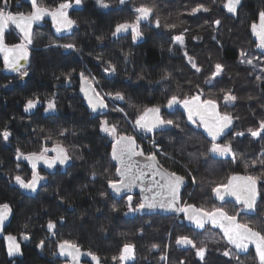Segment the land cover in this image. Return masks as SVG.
<instances>
[{"label":"trees","instance_id":"obj_1","mask_svg":"<svg viewBox=\"0 0 264 264\" xmlns=\"http://www.w3.org/2000/svg\"><path fill=\"white\" fill-rule=\"evenodd\" d=\"M59 2L61 0H44V3L51 7ZM142 2L151 3L152 0H130L126 7L120 6L118 0H115L113 6L107 10L98 8L94 0H84L82 6L69 10L70 17L77 21V24L65 37L56 36L51 22L43 20L41 26L33 28L34 44L30 46L29 60L22 69L27 71L28 75L23 78L17 72L7 73L0 59V129L7 124L12 132L10 142L6 143L0 138V202H8L13 209L4 234L19 236L21 231L30 233V240L20 241L23 254L13 261L8 260L3 240L0 238V264H62L51 254L55 251V244L59 239H71L78 242L82 250L95 251L103 264H113L112 257L118 255L122 245L128 242L136 245L135 258L128 264H165L159 258L165 246L168 257L166 264H178L181 260L184 264H199L193 250L178 248L175 245L176 235H191L197 240L216 235L219 240L221 239L219 231L211 227H206L207 230L202 231L189 229L182 218L139 214L125 216L127 208L123 199L100 198L98 194L106 188L105 177L109 175L105 169H109L110 157L106 153L110 152V142L98 131V123L103 116L91 115L83 106L78 95V73L87 70L100 79L103 68L107 65L99 62L97 57L113 63L117 67V74L106 79L111 81L114 90L126 92L132 98V104L142 108L164 101L166 89L168 95L173 93L185 95L190 90L195 92L196 85L203 86L204 79L210 74L214 64L220 62L225 65L226 72L214 87L206 86L208 91L205 95L216 98L222 96L220 89L231 88L239 99L229 110L240 117L237 121V130H245L264 118L262 107L264 88L257 87L255 80L256 75H264L259 71L264 67V63L254 61L257 68L251 76L248 75V72L252 71L251 68L238 64L241 50L264 61V56L259 53L254 36L249 31V25L256 19L257 12L264 9V0H242L243 7L239 10L238 17H232L225 12L224 0H216L214 5L211 0H203L204 3L211 5L212 11L209 14H198V17L182 13L190 10L201 0H155L156 14L161 18L162 24L164 18H167L169 22L177 24L176 33L183 28L189 29L186 34V50L197 60L202 68V74H195V70L187 65L181 53L174 56L168 52L171 46L169 31L163 28L157 30L145 24L144 38L136 44L132 43L130 34H126L127 38L113 42L110 30L116 23L130 19L133 5ZM9 10L27 14L31 10V5L22 3L21 0L19 3L17 0H10ZM217 18L221 19L223 24L222 34L219 36L224 42L223 49L212 39V29L204 24L205 19ZM180 21L185 23L181 24ZM101 35L106 37L103 44L97 41V37ZM5 42L9 45L19 42V36L13 29L9 28L6 31ZM69 42L75 43L78 51L66 52L62 48L50 46ZM129 51L130 62L125 64L123 53ZM73 70L75 72L72 83H64L61 74ZM164 71L172 73L174 77L170 88L166 83H157ZM141 76L144 79H139ZM57 77L60 79L57 80ZM189 80L192 82L191 85L188 83ZM53 93L56 94L59 106L56 113L45 114L42 106L32 113H24L23 104L27 98L37 95L41 99L51 98ZM249 96L253 99L249 100ZM115 103L134 118L135 108H130L127 102ZM164 111L167 113L166 109ZM107 115L117 121L122 113L109 109ZM170 118L186 121V116L179 109L174 110ZM120 126L125 127L123 123ZM41 129L44 130L43 133ZM61 129L75 132V135L66 133V140L60 138L69 148L72 160L65 168L51 171L54 173L52 175L40 169L41 174L47 177L46 182H43L37 193L26 195L11 181L13 174L29 178L31 175V170L22 161L19 162L20 168L17 169L15 149L19 146L24 152L37 151L41 143L50 147L52 142L43 141V135L49 131L58 134ZM197 131L202 132L193 129V133ZM204 138L201 135H192L191 138L186 137L185 141L189 150L195 151L203 143ZM158 139L169 152L172 151L166 136ZM232 142L239 153L237 162L232 163L231 157L222 159L219 164L210 162L208 167L214 170L212 173L214 179L223 180L232 173L245 175L264 171V165L259 162L261 153L264 152V140H252L245 136ZM101 157H104L102 161ZM183 163L184 161H181V164ZM252 163H255L256 167H249L246 172L245 164ZM165 166L183 171L182 168L172 165L171 161L165 162ZM93 170L97 172L95 181L91 178ZM109 170L114 178L115 168ZM208 175V168L200 167L198 179ZM201 187L196 186L195 195L190 202L197 206L210 207L212 203L209 199L210 188L205 192L201 191ZM192 191L193 186L189 181L183 190V198L188 200ZM61 196L65 198L63 203L60 201ZM133 197L134 202L140 199L138 196ZM260 204L264 206V200H261ZM113 205L118 209L117 212H112ZM97 208L101 211L98 212ZM60 217H64V222L58 224L57 236L49 237L46 229L41 226L50 218L58 220ZM238 219L249 222L250 226L264 229V210ZM26 224L27 229L24 228ZM101 226L105 227V232L99 231ZM41 240L46 241L43 251L36 247ZM153 244L160 245V249H152ZM223 246L224 242L221 241L220 245L212 247ZM227 259L216 251L207 254V264H225ZM247 263L258 264L252 249L229 261V264Z\"/></svg>","mask_w":264,"mask_h":264},{"label":"snow or ice","instance_id":"obj_2","mask_svg":"<svg viewBox=\"0 0 264 264\" xmlns=\"http://www.w3.org/2000/svg\"><path fill=\"white\" fill-rule=\"evenodd\" d=\"M115 0H94V4L100 9H110ZM130 0H118L120 6H127ZM19 3V0H17ZM31 10L26 14L24 12H12L10 8V0H0V55L3 57L4 67L11 72H17L21 78L28 75L27 71H22L25 64L29 60V49L34 44L35 34L33 25L39 24L45 17H49L52 21V27L56 33H70L76 26L77 21L72 19L69 10L74 7L83 5L84 0H61L54 7L48 6L44 0H30ZM214 5L216 0H211ZM243 7L242 0H224L223 8L226 13L232 17H238L239 10ZM212 7L201 0L186 10L188 16L198 17V14H209ZM157 5L155 0L151 3L134 4L131 9V18L118 22L110 30L113 42L121 38H127L126 34L131 35V41L136 44L144 38L145 24L149 28L157 30L163 28L169 31L170 47L168 52L175 55L177 51L181 52L183 59L191 69L195 70V74H202V68L198 65L197 60L189 55L186 50V34L188 28H183L178 33L175 32L177 24L169 22L156 14ZM181 24L185 23L180 21ZM204 24L212 29V39L223 49L224 42L219 39L222 34V20L217 18L213 20L205 19ZM14 26L19 34V42L15 44H7L5 42L6 31ZM251 35L256 38V47L264 52V9L256 14V19L249 25ZM106 37L98 36V43L103 44ZM199 40V37H194ZM56 46L64 49L66 52L78 51L75 43H60ZM175 46V47H173ZM124 62H130L131 52L123 53ZM98 61L106 64L103 68V75L100 79L91 75L87 70H81L79 75L80 88L87 107L91 113H100L103 118L99 120L98 131L103 137L110 142V152L106 153L110 157L109 169L115 168V177L111 176L110 170L105 169L109 173L106 179V188L99 192L100 198H120L125 202L127 211L125 216L136 214H150L154 212L172 213L177 219L182 218L187 221L195 230H207L206 226L218 228L223 234L220 240L214 237L205 236L202 239H195L191 235L179 234L175 237V245L182 249H191L195 253V258L199 264H207V254L210 251H216L219 255L228 258L225 264L236 259L240 253H246L249 246L255 248V259L258 264H264V229L250 226L249 222H242L238 217L259 213L264 210V206L260 204L264 200V171L259 174L240 175L232 173L223 180L213 178V169L208 167L210 162L219 164L222 159L231 157V162L236 163L239 155L235 149L233 140L241 137H250L252 140H264V118L258 120L255 125L247 127L245 130H237V121L240 117L234 115L229 109L235 105L239 97L234 91L229 89H220L222 96L212 98L206 96L208 91L206 86H215V83L222 79L226 72V67L220 62H216L210 74L204 79V84L196 85L195 92L189 91L188 94L179 95L173 93L168 95L165 91L166 99L158 104L151 106H136L132 104V98L122 90H114L110 80L107 77H114L117 74V67L113 63L104 61L102 57H97ZM24 62L22 64L21 62ZM264 63L255 55H250L245 50H241L238 64L251 68L248 72L251 76L256 70L257 64ZM264 73V67L259 69ZM74 72L70 71L62 73L64 83L71 84ZM60 77H57L59 80ZM139 79H144L143 76ZM174 77L172 73L164 71L157 83H166L171 87ZM255 80L257 87L264 88V75H256ZM191 85V80L188 81ZM7 87V85H5ZM253 99L252 96L248 97ZM109 102H112L111 104ZM115 102H127L130 108H135L136 114L133 116L123 107H118ZM43 107L45 114L56 113L59 110L56 94H51V98L41 99L38 95L29 97L23 104L24 113H32ZM264 107V105H262ZM122 113L119 120L114 121L108 115V110ZM168 110L167 113L164 110ZM183 109L186 115V121L183 119L176 120L170 118L174 110ZM123 123L125 127L121 128ZM191 126V127H190ZM193 129L202 130L193 133ZM43 133L44 130L41 129ZM68 135H75L70 129H61L58 134L50 131L43 135V141H51V146L41 143L39 150L24 152L19 146L15 149L14 158L17 161V169L20 168V161H26L31 169V175L24 177L20 174L11 175V181L18 186L19 189L28 193H37L38 189L46 182V175L41 174L38 165H43L47 170L57 168V165L63 167L68 165L72 160L69 148L65 146L63 137L67 139ZM192 135L204 136L203 143L195 151L189 150V146L185 138H191ZM12 132L7 124L0 129V138L4 142H10ZM166 136L171 144L172 151L169 152L161 143L158 137ZM231 138V139H229ZM151 141V150H145L142 147L143 140ZM175 143H172V141ZM228 142L225 143L224 141ZM179 146V147H177ZM75 147V146H73ZM51 153V155H50ZM81 159L83 155L81 154ZM104 157H101V161ZM171 161L172 165L182 168L179 171L176 167L168 168L165 162ZM181 161H184L181 164ZM100 161H98L99 163ZM111 162H115L112 164ZM259 162L264 165V152L261 153ZM195 165L193 168L192 166ZM207 167L209 175L202 179H198L197 174L200 167ZM249 167H256L255 163L251 165L245 164V171ZM95 169V165H93ZM54 174L49 171V175ZM97 172L93 170L91 178L95 181ZM189 181L193 186V191L189 193V199L183 198V189L188 185ZM201 185V191H207L210 188L212 201L209 206H197L190 202L195 195L196 186ZM138 188L141 196L137 202H134L132 195L133 189ZM59 195V193H57ZM64 197H60L61 203ZM234 201V203H232ZM218 202V203H217ZM231 205V207H229ZM100 212L101 209L97 208ZM115 205L112 212H117ZM13 213V209L8 202H0V227ZM64 222V217L58 220L49 219L46 224L41 227L46 229L49 237L57 236L58 224ZM28 225H24L27 229ZM105 232L104 226L99 229ZM199 235V233H196ZM30 240V233L21 231L19 236L7 235L5 237L6 250L9 257L22 255L20 241ZM224 242V246L215 247ZM37 249L43 251L46 247V241L41 240L37 245ZM152 249H160V245L153 244ZM167 246L160 255L162 262H167ZM53 256L66 258L65 264H81V257H87L91 264H103L100 256L93 250H82V246L71 239H59L55 244V251L51 253ZM136 255V245L128 242L124 243L119 249V254L112 257L113 264H128L134 260ZM87 264V262H86ZM178 264H184V261H178Z\"/></svg>","mask_w":264,"mask_h":264},{"label":"water","instance_id":"obj_3","mask_svg":"<svg viewBox=\"0 0 264 264\" xmlns=\"http://www.w3.org/2000/svg\"><path fill=\"white\" fill-rule=\"evenodd\" d=\"M22 1V3H25V4H29V5H31V3H30V0H21ZM228 14V13H227ZM228 15H230V14H228ZM44 20H48V21H50L51 22V24H52V21H51V19L49 18V17H45V19ZM42 22H43V20L39 23V24H34L33 25V28H35V27H39V26H41V24H42ZM11 28H13L14 30H15V28H14V26H11ZM52 29H53V32L55 33V35L56 36H58V37H65V36H67V35H69L70 33H60V34H58V33H56V31H55V29L52 27ZM16 31V30H15ZM17 32V31H16ZM18 33V32H17ZM19 35V34H18ZM254 39H255V42H256V38L254 37ZM258 51H259V53L261 54V55H263L264 56V52H262L260 49H258ZM0 59L3 61V57H2V55H0ZM22 64H24V62L22 61L21 62ZM27 64V63H26ZM25 64V65H26ZM5 71L7 72V73H11V71H8L6 68H5ZM78 79H79V77H78ZM79 88H80V82H79V87H78V95H79V97H80V99L82 100V102H83V106L86 108V110L88 111V113L89 114H91V115H95V116H99V117H101L102 115L100 114V113H96V114H93V113H91L90 112V110L88 109V107H87V102L85 101V99H84V96H83V94L79 91ZM180 111H182L183 112V109H179ZM168 111V110H167ZM184 114V113H183ZM185 115V114H184ZM186 116V115H185ZM50 155H51V153H50ZM22 162H24L26 165H27V162L26 161H22ZM70 163V162H69ZM113 164L115 163V162H112ZM69 165V164H68ZM68 165H65V166H63V167H61V166H59V165H57V168H65L66 166H68ZM28 166V165H27ZM29 167V166H28ZM29 169H30V167H29ZM38 169L40 170V169H42V170H45L46 172H49V171H53V170H47V169H45L44 168V166L41 164V165H38ZM31 170V169H30ZM17 186V185H16ZM18 187V186H17ZM21 190V189H20ZM184 190V189H183ZM23 193H25L26 195H33V194H35V193H28V192H24L23 190H21ZM132 195L133 196H138L139 198H140V196H141V193H140V191H139V189L138 188H136V189H133V191H132ZM114 199H120V198H116V197H113ZM218 203V202H217ZM232 203H234V201L232 202ZM139 215H141V216H152V215H157V216H163V217H170V216H173L174 217V214H172V213H165V212H154V213H150V214H139ZM252 215V214H251ZM10 219H11V215L9 216V218L5 221V223H4V225L2 226V227H0V238H2V240H3V243H4V248H5V251H6V255H7V250H6V241H5V237L7 236V235H5L4 234V232H5V230H6V227L8 226V224H9V222H10ZM184 223H185V225L189 228V229H192V230H195L191 225H189V223L187 222V221H184ZM206 227H211L210 225H208V226H206ZM215 230H217V231H219V233L221 234V236L223 235L221 232H220V230L218 229V228H215ZM195 231H202V230H195ZM249 249H252L253 251H254V253H255V248H254V246H252V245H250L249 246ZM243 254H245V253H240V255H243ZM18 257H20V255H17V256H15V257H9L8 255H7V258H8V260L9 261H13V260H15V259H17ZM53 258L54 259H56V260H58V261H60L62 264H65V260H66V258H63V257H59V256H53ZM86 262H87V264H91V261L87 258V257H81V264H86Z\"/></svg>","mask_w":264,"mask_h":264},{"label":"rangeland","instance_id":"obj_4","mask_svg":"<svg viewBox=\"0 0 264 264\" xmlns=\"http://www.w3.org/2000/svg\"><path fill=\"white\" fill-rule=\"evenodd\" d=\"M174 47H175V46H174ZM180 53H181V52L177 51L176 54H175L174 56L179 55ZM181 54H182V53H181ZM142 147H143L146 151H147V150H151L152 145H151L150 140H147V139L143 140V141H142ZM229 207H230V206H229ZM212 237H214L215 239L219 240V237H217L216 235H212ZM247 264H250V263H247Z\"/></svg>","mask_w":264,"mask_h":264},{"label":"flooded vegetation","instance_id":"obj_5","mask_svg":"<svg viewBox=\"0 0 264 264\" xmlns=\"http://www.w3.org/2000/svg\"><path fill=\"white\" fill-rule=\"evenodd\" d=\"M257 48V47H256ZM258 49V48H257ZM263 56V55H262Z\"/></svg>","mask_w":264,"mask_h":264}]
</instances>
